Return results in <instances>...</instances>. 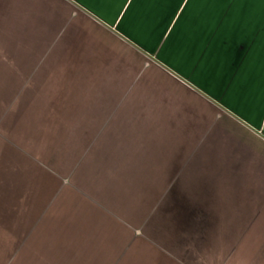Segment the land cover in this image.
I'll return each instance as SVG.
<instances>
[{
	"label": "crops",
	"instance_id": "crops-1",
	"mask_svg": "<svg viewBox=\"0 0 264 264\" xmlns=\"http://www.w3.org/2000/svg\"><path fill=\"white\" fill-rule=\"evenodd\" d=\"M49 95L69 146L264 264V0H0L6 114Z\"/></svg>",
	"mask_w": 264,
	"mask_h": 264
},
{
	"label": "rangeland",
	"instance_id": "rangeland-1",
	"mask_svg": "<svg viewBox=\"0 0 264 264\" xmlns=\"http://www.w3.org/2000/svg\"><path fill=\"white\" fill-rule=\"evenodd\" d=\"M5 108L0 99V264L262 263L254 244L227 242L225 212H165L163 196L136 193L145 181L96 162L98 147L69 146L78 136L54 131L65 119L54 118L50 95L20 116Z\"/></svg>",
	"mask_w": 264,
	"mask_h": 264
}]
</instances>
